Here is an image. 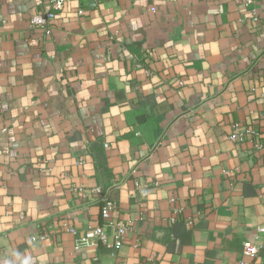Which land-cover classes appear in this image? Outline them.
<instances>
[{"label":"crops","instance_id":"obj_1","mask_svg":"<svg viewBox=\"0 0 264 264\" xmlns=\"http://www.w3.org/2000/svg\"><path fill=\"white\" fill-rule=\"evenodd\" d=\"M47 2L0 0V264L248 260L264 0H64L46 33L30 19ZM96 187L130 226L118 247L78 245L105 221Z\"/></svg>","mask_w":264,"mask_h":264},{"label":"built area","instance_id":"obj_2","mask_svg":"<svg viewBox=\"0 0 264 264\" xmlns=\"http://www.w3.org/2000/svg\"><path fill=\"white\" fill-rule=\"evenodd\" d=\"M254 0H245V4L247 7L253 6ZM48 6L43 11L44 13L41 15H34L30 22L33 25H44V29H46V33L49 32V23L54 20L56 15L61 11L64 0H48ZM80 12V11H79ZM246 133L252 134L254 136L257 135L256 130L252 127H248L246 129ZM243 133L239 131V126H235L234 132L230 134V138L240 139L242 137ZM141 186L139 181L134 182V190L136 191L137 188ZM94 192L97 194V197L103 200V207L101 210L102 217L105 219V221L102 223V225H95L90 227L84 236H82L78 242L79 246H84L89 244L90 242H94L95 240L101 241L102 243H105L107 245H113L115 247H118L120 245L121 240L125 237V235L130 230V226L128 223L124 221H117L112 218H110L109 214L110 211L113 210L116 206L115 201L107 199L104 194L102 193L101 187L94 188ZM105 227L111 230L112 234V241L109 240L108 234L105 232ZM257 243H250V242H244L242 245V254L246 257H248V260H240L238 264H253L252 260L257 255L259 248L264 245V226H260L257 229V235H256ZM100 264H112V263H100Z\"/></svg>","mask_w":264,"mask_h":264}]
</instances>
